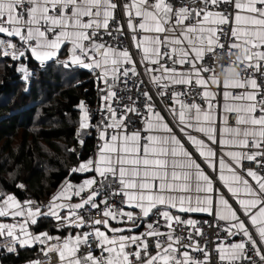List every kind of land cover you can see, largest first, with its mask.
I'll return each mask as SVG.
<instances>
[{
    "label": "snow or ice",
    "instance_id": "1",
    "mask_svg": "<svg viewBox=\"0 0 264 264\" xmlns=\"http://www.w3.org/2000/svg\"><path fill=\"white\" fill-rule=\"evenodd\" d=\"M29 54L91 74L74 139L95 144L64 146L77 162L46 201L0 190L8 253L264 264V0H0V58L26 83Z\"/></svg>",
    "mask_w": 264,
    "mask_h": 264
},
{
    "label": "trees",
    "instance_id": "2",
    "mask_svg": "<svg viewBox=\"0 0 264 264\" xmlns=\"http://www.w3.org/2000/svg\"><path fill=\"white\" fill-rule=\"evenodd\" d=\"M24 62L32 72L28 83L15 70L19 62L0 58V190L15 193L19 199L30 196L46 201L67 175L66 168L77 162L64 146L75 147L80 159L93 151V138L85 141L82 150L74 139L79 117L75 105L80 100L95 104L97 93L87 70L72 74L54 62L42 68L30 54ZM19 182L26 184L27 192L14 187ZM50 227L44 224L41 230ZM37 252V246H18L16 253L3 249L0 264H27Z\"/></svg>",
    "mask_w": 264,
    "mask_h": 264
},
{
    "label": "built area",
    "instance_id": "3",
    "mask_svg": "<svg viewBox=\"0 0 264 264\" xmlns=\"http://www.w3.org/2000/svg\"><path fill=\"white\" fill-rule=\"evenodd\" d=\"M41 67V66H40ZM43 68V67H42ZM98 105V102H96L94 105H89L90 108L92 109H95ZM89 139V138H86L85 141ZM193 218H197L199 219L200 217L199 216H194ZM9 243V241L7 240H3V241H0V247L4 246L5 244Z\"/></svg>",
    "mask_w": 264,
    "mask_h": 264
},
{
    "label": "bare ground",
    "instance_id": "4",
    "mask_svg": "<svg viewBox=\"0 0 264 264\" xmlns=\"http://www.w3.org/2000/svg\"><path fill=\"white\" fill-rule=\"evenodd\" d=\"M96 102H98V99H97V97H96ZM95 102V103H96ZM94 105V104H93ZM89 106V105H88ZM199 217H200V215H198ZM205 218H207V217H205ZM3 240H5V239H3V238H0V241H3ZM18 247V246H17ZM4 249V247L2 246V247H0V250H3ZM5 250V249H4ZM6 251V250H5ZM7 252V251H6Z\"/></svg>",
    "mask_w": 264,
    "mask_h": 264
},
{
    "label": "crops",
    "instance_id": "5",
    "mask_svg": "<svg viewBox=\"0 0 264 264\" xmlns=\"http://www.w3.org/2000/svg\"><path fill=\"white\" fill-rule=\"evenodd\" d=\"M48 63H49V62H48ZM198 215H200V214H193V217H194V216H198ZM33 247H35V246H33Z\"/></svg>",
    "mask_w": 264,
    "mask_h": 264
}]
</instances>
